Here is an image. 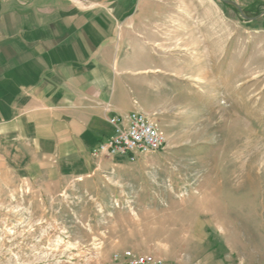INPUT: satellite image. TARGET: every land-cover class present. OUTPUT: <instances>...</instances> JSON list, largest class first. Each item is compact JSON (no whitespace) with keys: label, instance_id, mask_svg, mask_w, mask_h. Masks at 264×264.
Masks as SVG:
<instances>
[{"label":"rangeland","instance_id":"374dc122","mask_svg":"<svg viewBox=\"0 0 264 264\" xmlns=\"http://www.w3.org/2000/svg\"><path fill=\"white\" fill-rule=\"evenodd\" d=\"M158 2L120 66L167 148L0 138V264H264V29L225 0Z\"/></svg>","mask_w":264,"mask_h":264},{"label":"crops","instance_id":"0c3cea01","mask_svg":"<svg viewBox=\"0 0 264 264\" xmlns=\"http://www.w3.org/2000/svg\"><path fill=\"white\" fill-rule=\"evenodd\" d=\"M225 4L229 17L264 29V0ZM162 7L158 0H0V138L95 148L112 134L111 116L141 108L134 71L120 66V43L132 27L157 21Z\"/></svg>","mask_w":264,"mask_h":264},{"label":"built area","instance_id":"2783aa9c","mask_svg":"<svg viewBox=\"0 0 264 264\" xmlns=\"http://www.w3.org/2000/svg\"><path fill=\"white\" fill-rule=\"evenodd\" d=\"M113 132L94 149L96 157L102 154H120L132 158L148 152H159L167 148V137L152 115L140 108L129 113L110 117ZM118 264H163V260L152 254H135L130 250L116 253Z\"/></svg>","mask_w":264,"mask_h":264}]
</instances>
